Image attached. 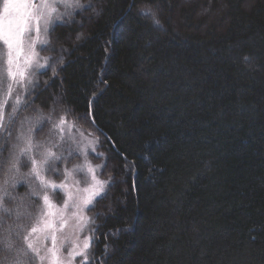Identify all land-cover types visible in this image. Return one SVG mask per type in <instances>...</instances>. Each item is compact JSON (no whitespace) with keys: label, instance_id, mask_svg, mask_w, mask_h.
<instances>
[{"label":"trees","instance_id":"trees-1","mask_svg":"<svg viewBox=\"0 0 264 264\" xmlns=\"http://www.w3.org/2000/svg\"><path fill=\"white\" fill-rule=\"evenodd\" d=\"M80 2L17 114L68 116L99 137L112 184L90 210L93 264H264V0ZM19 118L0 131L13 213L0 234H26L40 210L25 183L2 185Z\"/></svg>","mask_w":264,"mask_h":264},{"label":"snow or ice","instance_id":"snow-or-ice-1","mask_svg":"<svg viewBox=\"0 0 264 264\" xmlns=\"http://www.w3.org/2000/svg\"><path fill=\"white\" fill-rule=\"evenodd\" d=\"M62 2L65 8L88 7L80 5L78 0L74 5H69L67 0H62ZM67 14L66 12L57 14L56 6L49 0H39V3L37 0H5L4 2L3 10L0 11V45H3L5 49L3 73L0 74V131L8 136H11L12 132L9 125L15 123L20 108L28 104L27 96L39 87L38 83L29 79L30 70L34 65L37 71L43 72L48 66L47 61L50 58H44V63L41 64L35 51L37 46L43 50L48 44L47 39H40L41 32L47 35L50 30H54L57 23L62 22V17ZM141 14L151 15L153 24L160 25V21L150 8L142 9ZM33 31L34 36L31 35ZM79 38L78 36L77 39ZM247 59L245 57V60ZM5 82L6 87L3 86ZM16 88L23 89L24 95L14 96ZM9 107H11V112L6 113L5 110ZM83 118L92 124L95 123V118L90 111ZM45 122L52 123L53 133L59 136V143H49V146H46L45 142L34 140V129L42 128ZM69 127L64 116H61L58 121H53L51 115L46 116L39 109H35L34 115L26 116L20 122V130L16 136L17 143L13 144V153L5 161L8 167L2 185L7 186L11 182L15 187L19 183L17 179L21 176L19 165L21 159L26 157L31 162V169L27 176L39 182V191L33 190L30 194L41 199L43 203L40 213L35 217L36 222L30 229H27L26 234V226L23 224L8 225L0 234V250L9 253V256H5L0 264H28L30 260L37 261L38 264H74L77 258H79V264H90V249L95 229L89 228L92 234L85 236L80 242L76 241H79V233L94 223V218L86 216L85 211L94 207L96 200L104 194L105 185L112 184V179L102 181L96 173L97 168L106 167V158L105 163L100 165H92L87 159L89 148L97 159L103 156V153L96 152V146L100 144L98 138L89 141L84 147L80 144H76L75 148L69 146L64 149L62 147L64 143L71 140L70 137L67 139L65 137ZM73 131H75L74 128ZM57 149L60 150L59 154ZM74 152L84 157V163L74 165L71 169L65 168L62 173L64 179L59 183L46 175V173L60 175L59 163L66 162ZM126 166H128L127 163ZM73 174H83V179H74L70 182ZM49 189L63 193L62 205L58 206L50 199ZM8 195L5 190L4 197ZM0 212L7 217L13 214L12 210L2 204H0ZM23 216L32 218V213L22 212L18 208L16 210L17 220ZM73 220L76 240L72 242L67 252V259H65L62 253L64 240H61L58 247L57 233L63 232ZM38 234H43L44 241L50 240L51 246L46 247L43 244L37 246ZM34 235L35 240L32 239Z\"/></svg>","mask_w":264,"mask_h":264},{"label":"rangeland","instance_id":"rangeland-1","mask_svg":"<svg viewBox=\"0 0 264 264\" xmlns=\"http://www.w3.org/2000/svg\"><path fill=\"white\" fill-rule=\"evenodd\" d=\"M4 2H5V0H2L0 11L3 10ZM49 2L52 3V4H54L56 6V8H57V14H59V13H65V12L68 13L67 15H64L62 17V22H59L57 24L66 23V22L72 20V18L77 14V12H79L80 10L83 9V8H76L74 6L65 8L63 6L62 0H49ZM78 2H79L80 5H83L80 2V0H78ZM37 3H39V0H37ZM67 3L69 5H74L76 3V0H67ZM50 32H51V30L47 33V35H45L43 32H41L40 39H47V40H49V34H50ZM31 35L34 36L35 35V32L33 31L31 33ZM27 43L28 42L26 40L25 41L26 47H27ZM0 49H1V51H0V55H1V57H0V74H2L3 73V68H4V65H3V54L5 52V49H4L3 45H1V48ZM35 51H36V53H37V55L39 57V62L41 64L44 63V58H50L48 55H45L44 54V52H43V50H41V47L40 46H37L35 48ZM47 64H48V66L43 70V72L45 70H47V68H49V59L47 61ZM30 72H31V75L29 76V79H31L35 83H38V78L37 77H38V75L41 72L40 71H37L35 69V66L34 65H33V68L30 70ZM3 86L6 87V82L4 83ZM17 94L23 96L24 95L23 89L16 88V91L14 92V96L17 95ZM22 108L23 107H21L20 110H22ZM5 111H6V113L11 112V107L7 108ZM26 116H29V114H24L22 116H19L17 114L16 117H20L19 118L20 121L18 122V124L21 121H23ZM46 116H48V115H46ZM62 116H64V115H62ZM64 117L66 118V120L68 121V123L70 125V127L67 129V131L65 133V137H66V139L69 138V137L71 138V140H69L68 142H66V143H64L62 145V147L64 149H67L69 146L75 148L76 147V144H80L81 147H84L85 145L88 144L89 141H91L93 139H97V138L99 139V137L94 132L86 131V130L82 129L81 127H79L77 125V123L74 122L73 120H71L68 116H64ZM59 118L60 117L53 116L52 117V120L53 121H58ZM18 124H17V133L20 130V125H18ZM25 127H28V125H25ZM73 128L75 129V131H73ZM33 138H34L35 141L45 142V145L46 146H49V143H59L60 142L59 136L53 133L52 123H48V122H45L43 124V127L42 128L34 129V131H33ZM99 141H100V139H99ZM21 146H23V145H21ZM100 146H101V141H100V144L98 146H96V152L102 153L100 151ZM59 151L60 150L57 149L58 154H59ZM65 155H67V152L66 151H65ZM37 158H39V157H37ZM102 158H103V156L100 159H102ZM87 159L89 161H91V164L92 165L104 164V161L103 162H98V159L95 157L94 154H92L90 148L88 149ZM82 163H84V157L81 156V155H78V154H76L74 152L73 155L71 157H69L66 162H60L61 168H62V172L60 170V172H61L60 176H57L55 178L53 176L54 173H51V175H49L50 173H46V175H48L51 179H53L57 183H59L61 180L64 179L62 173H63V170L65 168L71 169L74 165L82 164ZM19 167H20L21 176L20 177H17V179L19 180V183L18 184H20V183L23 182V183H25V185H27L28 188H31L32 191L33 190L39 191V182L36 181V180H34V178H32L30 176H27V173L31 169V162L26 157H24V158L21 159V163H20ZM96 173H97V176H98V178L100 180H102V181H108L109 180V179L104 178L101 175L102 169L97 168L96 169ZM74 179H81L82 180L83 179V174H73V176L70 178V182H71V180H74ZM18 184L16 186H18ZM8 185H12V184L9 183ZM81 186H83V185H81ZM108 187H109V185H105V192L107 191V188ZM12 188H13V186L11 187V189ZM2 196H4V191H0V197H2ZM49 196H50V199L56 205H58V206L59 205H62L63 199H64L63 193L53 192L51 189H49ZM1 202H2V200L0 199V204H1ZM42 203L43 202L41 200L40 208H39L40 210L42 208ZM91 208H90V210H91ZM40 210H39L38 214L40 213ZM90 210H86L84 214L86 216L92 217L91 214H90ZM35 222H36V219H35L34 223ZM74 223H75L74 220L71 221L69 223L68 227H66L63 230V232H58L57 233V237H58V239H57V246L58 247L60 245L61 240L62 239L64 240V246H63V249H62V253H63V257L65 259H67V252L71 248L72 242L74 240H76V230H75V227H74ZM94 224H95V222L93 224H90L88 227H86L82 233H79V241H76V242H80V241H82L84 239L85 236H88V235L92 234L89 231V228L94 229ZM38 235H39V240H36L37 246H39L41 244L45 245L46 247H50L51 246V241L50 240L44 241L43 234H38ZM32 239H34V240L36 239L35 235L32 237ZM93 242H94V239L92 241V247L90 249V252H91L90 264L95 263L94 257H92ZM42 254H43V252H42ZM37 264H38V262H37ZM74 264H79V258H77V260L74 262Z\"/></svg>","mask_w":264,"mask_h":264}]
</instances>
